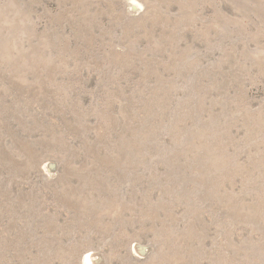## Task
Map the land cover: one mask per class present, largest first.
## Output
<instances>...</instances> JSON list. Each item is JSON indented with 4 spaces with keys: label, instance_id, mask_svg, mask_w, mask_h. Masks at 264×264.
I'll use <instances>...</instances> for the list:
<instances>
[{
    "label": "rangeland",
    "instance_id": "374dc122",
    "mask_svg": "<svg viewBox=\"0 0 264 264\" xmlns=\"http://www.w3.org/2000/svg\"><path fill=\"white\" fill-rule=\"evenodd\" d=\"M0 264H264V0H0Z\"/></svg>",
    "mask_w": 264,
    "mask_h": 264
}]
</instances>
